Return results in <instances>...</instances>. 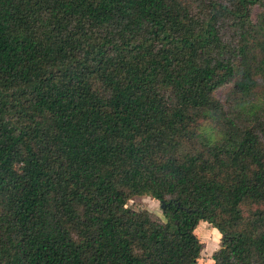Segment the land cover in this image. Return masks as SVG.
Wrapping results in <instances>:
<instances>
[{
	"label": "trees",
	"instance_id": "trees-1",
	"mask_svg": "<svg viewBox=\"0 0 264 264\" xmlns=\"http://www.w3.org/2000/svg\"><path fill=\"white\" fill-rule=\"evenodd\" d=\"M200 220L264 264V0H0V264H193Z\"/></svg>",
	"mask_w": 264,
	"mask_h": 264
},
{
	"label": "rangeland",
	"instance_id": "rangeland-1",
	"mask_svg": "<svg viewBox=\"0 0 264 264\" xmlns=\"http://www.w3.org/2000/svg\"><path fill=\"white\" fill-rule=\"evenodd\" d=\"M224 91L225 89L223 90V88L217 89L215 91V96L220 97ZM126 206L134 210L146 209L157 216H161L159 202L149 196H133L127 200ZM194 232L200 242L201 249L196 262L193 264H211V254L220 245L219 232L204 220H200L197 223Z\"/></svg>",
	"mask_w": 264,
	"mask_h": 264
},
{
	"label": "water",
	"instance_id": "water-1",
	"mask_svg": "<svg viewBox=\"0 0 264 264\" xmlns=\"http://www.w3.org/2000/svg\"><path fill=\"white\" fill-rule=\"evenodd\" d=\"M162 206H163V204L162 203H160V207L162 208Z\"/></svg>",
	"mask_w": 264,
	"mask_h": 264
}]
</instances>
